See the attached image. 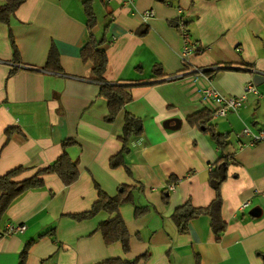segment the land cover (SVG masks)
I'll return each instance as SVG.
<instances>
[{"label":"crops","instance_id":"obj_1","mask_svg":"<svg viewBox=\"0 0 264 264\" xmlns=\"http://www.w3.org/2000/svg\"><path fill=\"white\" fill-rule=\"evenodd\" d=\"M83 1L26 0L10 23L0 21V176L17 166L50 164L64 152L65 139L75 140L66 152L80 171L71 185L48 174L43 187L14 200L0 234L10 225L26 229L0 236V264H20L30 241L23 264H105L145 253L148 259L138 264H197V255L200 264H264V139L244 133H264V0H93L97 38L110 22L106 78L134 83L133 100L113 122L105 119L108 103L91 80V63L81 57L89 41ZM148 10L154 15L146 19ZM181 16L188 42L204 48L188 57L186 71V43L176 26ZM11 36L20 62L14 61ZM52 47L61 73L45 69ZM157 64L164 76L151 78ZM196 68L217 71L208 77ZM248 82L261 97L250 93L239 110L211 121L229 135L224 153L233 158L222 185L227 229L217 240L210 217L202 214L179 232L172 217L177 207L213 200L209 175L221 154L209 134L187 121L214 107L199 89L210 84L225 96H241ZM126 113L140 117L144 131L130 139L124 164L112 167L111 157L123 147ZM8 129L14 131L8 135ZM121 185L133 190L119 211L130 233L129 252L120 242L107 245L99 229L116 213L71 217L92 207L97 186L114 196ZM137 207L148 211L136 215Z\"/></svg>","mask_w":264,"mask_h":264},{"label":"trees","instance_id":"obj_2","mask_svg":"<svg viewBox=\"0 0 264 264\" xmlns=\"http://www.w3.org/2000/svg\"><path fill=\"white\" fill-rule=\"evenodd\" d=\"M25 1L26 0H0V21L7 24L10 23L16 10ZM83 6L87 16L89 41L83 46L81 57L84 61H89L91 63V80L99 84V95L103 96L108 103V114L105 119L108 122H113L122 112L124 107L133 100L132 88L134 83L123 80H118L116 82H109L107 80L106 72L109 64L107 49L109 44L106 38V33L110 22H106L103 35L100 38H97L96 30L98 20L93 8V0H84ZM181 19L187 26L186 20L181 16L176 21L178 31ZM146 32L147 29L140 30L139 34L144 35ZM11 42L14 61L20 62V53L12 36ZM45 69L59 73L63 71L60 57L55 47H52L49 51ZM188 69H190V65L185 63L184 71ZM216 71V69H202V74L211 77ZM163 76L164 73L161 65H155L151 78H161ZM211 116L212 110L209 108H203L189 115L187 121L191 126L197 127L201 131L209 134L221 151L220 157L212 164L209 175V183L215 192L214 198L204 207H197L188 200L175 209L172 217L177 224L179 232L185 233L188 231L189 222L192 219L197 218L202 214L208 215L210 217L211 228L216 235L217 240H219L228 226L222 215L224 204L222 185L228 179V168L233 158L224 153V150L230 144L229 135L220 133L217 130L216 126L211 123ZM12 131L14 130L8 129L7 134L9 135ZM143 131V120L140 117L126 113L122 134L123 147L118 154L111 157L110 164L112 167H118L124 164V154L129 150L128 143L130 139L133 136L141 135ZM74 143L75 140L73 139H65L62 142L64 152L56 160L44 167L32 169L30 167L17 166L0 176V221L14 200L31 189L43 187L45 185L44 177L46 175H57L65 185H71L78 180L80 176L78 165L66 152V148ZM170 180L174 181L176 178L171 177ZM97 190L98 196L92 207L87 211L71 214V217L78 220H84L95 217L101 212L116 213L113 218L102 221L99 225V229L101 230L104 241L107 245L120 242L123 246L124 252H129L130 233L126 222L119 211L123 204L128 203L133 199L132 187L129 185H121L118 193L114 196L107 194L99 186H97ZM163 193L164 202L167 203L169 201V194L166 189ZM147 211V207H137L135 212L136 215H143ZM6 232L1 233L0 236L6 235ZM32 242L33 241L28 242L22 250L20 264H23ZM148 257L149 254L145 253L131 261L122 258H111L104 263L138 264L141 260H147ZM197 264H200V258L198 255Z\"/></svg>","mask_w":264,"mask_h":264},{"label":"built area","instance_id":"obj_3","mask_svg":"<svg viewBox=\"0 0 264 264\" xmlns=\"http://www.w3.org/2000/svg\"><path fill=\"white\" fill-rule=\"evenodd\" d=\"M145 18L152 17L154 15L153 10H148L145 12ZM179 32L182 38L185 40V47L182 52V59L184 63H188L187 59L188 57L193 53H201L204 51V48H194L188 41L190 39V33L188 30V27L184 23V21L181 19L179 22ZM196 71L204 76L202 74V69L196 68ZM199 91L202 94V97L204 100L211 101L214 103V107L212 110V116L211 121H214L218 119L219 117L227 116L232 111L239 110L245 100L247 99L248 94L252 93L255 94L257 97H261V94L257 88V86L253 82H248L245 85L244 93L241 96H225L221 93H219L212 85L207 84V86H204L203 88H200ZM245 134H251L253 141L262 140L264 139V133L260 134H254L251 132L249 128H246L244 130ZM248 203H245L243 206H246ZM26 229L25 224H18V225H10L7 228L6 234H12V233H22Z\"/></svg>","mask_w":264,"mask_h":264}]
</instances>
